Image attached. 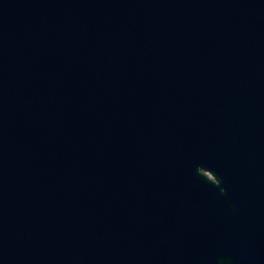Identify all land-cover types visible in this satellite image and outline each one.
Instances as JSON below:
<instances>
[{
    "label": "water",
    "instance_id": "1",
    "mask_svg": "<svg viewBox=\"0 0 264 264\" xmlns=\"http://www.w3.org/2000/svg\"><path fill=\"white\" fill-rule=\"evenodd\" d=\"M0 264H264V0H0Z\"/></svg>",
    "mask_w": 264,
    "mask_h": 264
}]
</instances>
